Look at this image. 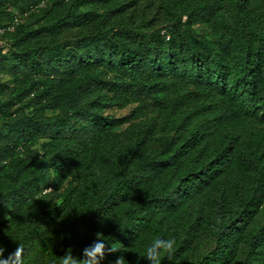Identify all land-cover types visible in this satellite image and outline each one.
<instances>
[{
    "label": "trees",
    "instance_id": "trees-1",
    "mask_svg": "<svg viewBox=\"0 0 264 264\" xmlns=\"http://www.w3.org/2000/svg\"><path fill=\"white\" fill-rule=\"evenodd\" d=\"M41 1L0 0L5 256L264 264V0Z\"/></svg>",
    "mask_w": 264,
    "mask_h": 264
},
{
    "label": "clouds",
    "instance_id": "clouds-1",
    "mask_svg": "<svg viewBox=\"0 0 264 264\" xmlns=\"http://www.w3.org/2000/svg\"><path fill=\"white\" fill-rule=\"evenodd\" d=\"M53 176L56 175L55 169L49 170ZM44 192L51 193L53 190L47 188ZM36 200H41L40 194H37ZM10 223L13 220L11 216H5ZM16 248L13 252L5 256L6 249L0 245V264H25V248L23 243H16ZM51 250V249H50ZM176 250V240L174 237L167 239L156 237L150 245L145 249L144 257L148 264H162L164 259L169 261V264L174 259ZM118 249L111 245L108 247L106 239L102 233H97V238L92 245L83 249L82 257L74 256L73 249L69 247L63 256L58 257V264H101L106 255L117 252ZM115 264H127L123 256L116 259Z\"/></svg>",
    "mask_w": 264,
    "mask_h": 264
},
{
    "label": "built area",
    "instance_id": "built-area-1",
    "mask_svg": "<svg viewBox=\"0 0 264 264\" xmlns=\"http://www.w3.org/2000/svg\"><path fill=\"white\" fill-rule=\"evenodd\" d=\"M49 0H42L36 8L44 7ZM20 17H16L12 24L7 25L5 27H0V38L4 36L7 32H13L16 28V26L20 23ZM165 33V31L163 32Z\"/></svg>",
    "mask_w": 264,
    "mask_h": 264
},
{
    "label": "rangeland",
    "instance_id": "rangeland-1",
    "mask_svg": "<svg viewBox=\"0 0 264 264\" xmlns=\"http://www.w3.org/2000/svg\"><path fill=\"white\" fill-rule=\"evenodd\" d=\"M57 179H58V177L56 175L53 176V183H56L57 182ZM5 216H7V214Z\"/></svg>",
    "mask_w": 264,
    "mask_h": 264
}]
</instances>
